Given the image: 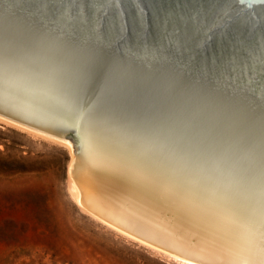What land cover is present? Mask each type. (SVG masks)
Instances as JSON below:
<instances>
[{
    "label": "water",
    "instance_id": "obj_1",
    "mask_svg": "<svg viewBox=\"0 0 264 264\" xmlns=\"http://www.w3.org/2000/svg\"><path fill=\"white\" fill-rule=\"evenodd\" d=\"M36 2L0 0L1 116L74 138L80 186L89 130L141 202L197 223L202 198L264 209V0H83L71 28Z\"/></svg>",
    "mask_w": 264,
    "mask_h": 264
},
{
    "label": "rangeland",
    "instance_id": "obj_2",
    "mask_svg": "<svg viewBox=\"0 0 264 264\" xmlns=\"http://www.w3.org/2000/svg\"><path fill=\"white\" fill-rule=\"evenodd\" d=\"M71 159L68 145L0 120V264H183L79 206Z\"/></svg>",
    "mask_w": 264,
    "mask_h": 264
},
{
    "label": "bare ground",
    "instance_id": "obj_3",
    "mask_svg": "<svg viewBox=\"0 0 264 264\" xmlns=\"http://www.w3.org/2000/svg\"><path fill=\"white\" fill-rule=\"evenodd\" d=\"M0 120L68 145L72 153L70 193L79 206L103 223L183 264H264V209L207 198H202L205 203L192 200L191 206L209 209V215L197 223L183 219L177 207L164 208L148 199L141 202L125 188L107 181V169L98 163L89 130L80 133L84 149V165L78 172L81 187L73 173L75 155L70 139L30 129L1 115Z\"/></svg>",
    "mask_w": 264,
    "mask_h": 264
},
{
    "label": "snow or ice",
    "instance_id": "obj_4",
    "mask_svg": "<svg viewBox=\"0 0 264 264\" xmlns=\"http://www.w3.org/2000/svg\"><path fill=\"white\" fill-rule=\"evenodd\" d=\"M96 6L102 7L103 5L98 4ZM33 7L41 16L54 15L56 12L63 10L65 24L71 28L83 18L86 5L83 0H37ZM176 43L179 44V38H176ZM177 51H179V47H177Z\"/></svg>",
    "mask_w": 264,
    "mask_h": 264
}]
</instances>
